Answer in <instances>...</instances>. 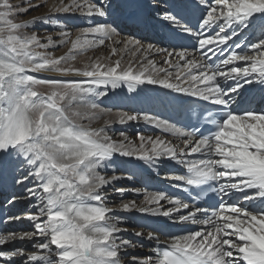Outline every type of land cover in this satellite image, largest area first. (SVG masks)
<instances>
[{"label":"snow or ice","instance_id":"snow-or-ice-1","mask_svg":"<svg viewBox=\"0 0 264 264\" xmlns=\"http://www.w3.org/2000/svg\"><path fill=\"white\" fill-rule=\"evenodd\" d=\"M40 7L32 0H0V173H17L12 179L27 194H13L10 205L19 199L34 202L23 217L9 215L3 221L26 219L31 230L0 233V264H264V111L232 107L245 85H264V0H172L160 9L162 20L173 26L168 48L132 36L112 41L120 24L146 22L140 0H61L58 12L116 17L83 27L75 39L64 30L59 39L31 31L53 22L51 15L22 19ZM250 27H259L260 36L241 40ZM189 38L191 50L181 43ZM108 41L113 45L108 58L90 59L83 67L68 63ZM68 43L65 55L48 52ZM149 53L163 56L164 66ZM125 56L130 57L126 63ZM70 76L81 79L64 78ZM145 84L207 102L215 110L205 109L188 124L148 113L116 114L120 124L142 119L180 138L182 147L140 133L136 145L123 131L121 139H113L108 120L91 126L100 108L91 98L107 95L98 89L133 92ZM115 154L182 166L167 178L179 182L173 187L189 197L157 190L146 193L141 204L122 202V211L204 227L174 234L143 225L134 235L156 241L155 255L141 259L130 252L136 243L122 235L125 218L113 215L106 194L107 186L123 177L100 171ZM114 190L123 195L124 189ZM209 199L214 203L207 204ZM162 235L167 237L163 247Z\"/></svg>","mask_w":264,"mask_h":264},{"label":"bare ground","instance_id":"bare-ground-1","mask_svg":"<svg viewBox=\"0 0 264 264\" xmlns=\"http://www.w3.org/2000/svg\"><path fill=\"white\" fill-rule=\"evenodd\" d=\"M73 2L74 0H71L70 3L72 4ZM140 3L142 5V9H141L142 17L144 21H146V23H148L149 20L152 19V21L154 20L159 21L161 23V26L168 25L166 21L162 20L163 12L160 11V9H164L165 6L161 1L140 0ZM114 19H116V17H110L107 19L104 18L103 20H106L107 23H111V21ZM117 32L119 34L113 35L115 36V40H120L132 36L137 40H141L145 45H147L148 43H152L156 47H160L154 42L143 40L142 34L140 35V37H136V35H134L135 33L133 27H125L123 24H120V26L117 28ZM148 56L149 58L156 61V63L159 66H164L162 64V61L164 59L163 56L156 55L155 53H149ZM74 63L72 64L76 67L77 66L83 67L85 64L89 62L87 63L82 62L80 65H76ZM42 75L46 77H56L55 73H45ZM64 78L81 79L80 77H73V76L64 77ZM98 91H105L107 92V95L93 96L91 98L94 102L100 105V108L96 112L95 119L91 121V126L102 127L104 126L105 121L108 120V121H112V123L108 125L110 135L112 136L115 135L114 131H119V132L123 131L129 136L130 140H132L136 145L139 144L138 139L136 140L133 139L130 134L134 130L141 129L144 132L145 136H152L153 138H155L156 136H160L163 139L170 140L173 144H176L180 147L183 146L182 140L180 138H175L174 136L172 138L167 137L162 134V131L160 129H157L152 125L146 124L142 119L138 121H130L125 124H120L117 120L116 114L118 112L140 113L139 111L136 110V105L143 104L145 106H148L153 103H158L157 106H160V108L166 112L172 111L174 109V106H176L179 102L184 100V98H187L186 96H182L180 94L170 92L169 90L160 88L159 86L146 85V84L138 86L133 92H129L126 87H119L116 89H112L110 86L106 89L101 87L100 89H98ZM128 106H131L132 109L127 110ZM82 110H86V109H82ZM83 123L88 124L89 121L85 120L83 121ZM116 136L117 137L113 136V139H121L119 135ZM181 169L182 166L167 160H163L157 165H152L146 161L138 160L133 157H123L120 156L119 154H115L112 157L111 161L108 162L107 167L100 170L101 174L106 176L117 175L123 177L122 179L116 180L113 185L107 186L106 189V194L109 197L108 206L114 210L113 215L124 217L126 221L124 224L134 225V226H136L135 225L136 223L140 224L139 227L138 226L136 227V229L126 228L127 231L122 233V235L125 238L131 239L136 243L135 249H129V251H132L133 253H141L144 255L143 258L149 255L154 256L153 246L156 243V241H150L146 238V236L138 238L134 235V231H138L140 230L141 226L147 225L146 220L142 219V216H145L147 217V219L150 218L152 220L159 219L165 222H172V221L168 220V218L163 216H152L150 214L140 213L135 210L131 212H125L122 211L120 207L118 205H115L114 203L116 201H120L119 204H121L122 202L134 200L136 201L137 204H141L142 201L144 200V196L146 193L157 190L165 192L164 190L165 186H170L174 184V182L169 180L167 177L174 171L179 172ZM16 174L17 173L15 172L0 173V182L4 181V184L1 185L0 187L4 191H8V194H10L11 191H12L11 193H15V189L17 190L18 188L24 190V188L21 185H17L15 183L14 184L16 188L14 190H11L12 185L11 183H9V180L13 181L12 176ZM139 176L141 177V179L144 177L154 176L155 177L154 185L157 188L150 189L149 180H145V182H139L137 179ZM26 183L28 184V186H31L30 182H26ZM119 186H123V187H119ZM115 188L124 189L123 195L121 196L120 194L116 193L114 190ZM135 190H139V191H135ZM138 196H141V199H136V197ZM122 199L124 200L121 201ZM17 202H18V206L25 208L26 205L30 202V200L19 199ZM161 203L164 205L165 208L170 206L167 204L166 201H162ZM152 207H155V205H153ZM28 210L30 211L32 210L30 205ZM21 223L25 229L31 227L30 222L26 219L25 221L21 220ZM16 243L18 244V246L30 245L29 242H16ZM141 245L143 246L141 247ZM128 259H130V257H128Z\"/></svg>","mask_w":264,"mask_h":264},{"label":"rangeland","instance_id":"rangeland-1","mask_svg":"<svg viewBox=\"0 0 264 264\" xmlns=\"http://www.w3.org/2000/svg\"><path fill=\"white\" fill-rule=\"evenodd\" d=\"M82 1L83 0H81V1L79 0V1H77V3L82 2ZM11 2L13 4H19L20 0H11ZM32 2L40 4L41 7L38 9H35V10L29 12L27 15L23 16L22 17L23 20H30L33 17L46 16V15H51L53 17L52 23L37 24L36 27L31 30V31L38 32L41 37L51 35L54 39H59V36H58L59 31L64 30L70 34V39H75L79 30L82 29L83 27L96 25L98 23H107L106 20H103L104 18H100L98 16L89 17L86 13H81V12L75 11V10L72 12H67V13L58 12L57 8L60 6L61 0H32ZM70 2H71V0L70 1L64 0L65 4H71ZM97 2H99V0H97ZM46 29H47V31H45ZM112 41H115V36L112 37ZM112 41L106 42L105 45H103V46H96V47L89 48L86 51H84L82 54H77L76 59H75L76 61L75 60H69L68 63L72 64L75 61L74 64L80 65L82 62L83 63L90 62V59L91 60H96L98 58L99 59H106L109 57L110 49L113 46ZM70 47H71L70 43L62 44L58 47L48 49V52L54 56L59 57V56L67 54ZM116 58L117 57H113L112 59H116ZM128 58H130V57L125 56V63L127 62ZM80 59H81V61H80ZM137 59H140V57L138 56ZM84 60H86V61L88 60V61L86 62ZM130 113H132V112H130ZM118 133H120V132L114 131L115 135H113V136L117 137L116 135H119ZM137 133L144 135V132L141 129L132 131L130 135L133 139L136 140L137 139V136H136ZM119 187H123V186H119ZM23 193H24L23 195L19 194L17 196H26L27 195L24 191H23ZM13 194L14 193H12V195ZM136 199H141V196L136 197ZM123 200L124 199H122L121 201H123ZM29 203L25 207L27 210L29 208V205H31L34 202L30 201ZM119 203H120V201H116L114 204L118 205L120 207ZM29 211L30 210H28V212ZM24 215H22V217ZM22 221H25V219L24 220L22 219ZM121 227L122 228H128V229H136V227L134 225H127V224H122ZM26 230H31V227L26 229ZM27 247H30V245H28ZM130 252H132V251H130ZM133 254L136 255L137 257H141V258L144 257V255L141 253H133Z\"/></svg>","mask_w":264,"mask_h":264}]
</instances>
